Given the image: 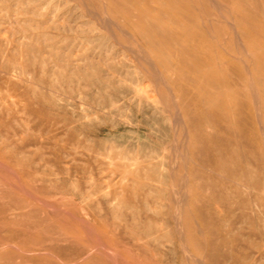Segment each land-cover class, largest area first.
<instances>
[{"label": "rangeland", "instance_id": "obj_1", "mask_svg": "<svg viewBox=\"0 0 264 264\" xmlns=\"http://www.w3.org/2000/svg\"><path fill=\"white\" fill-rule=\"evenodd\" d=\"M0 264H264V0H0Z\"/></svg>", "mask_w": 264, "mask_h": 264}, {"label": "bare ground", "instance_id": "obj_2", "mask_svg": "<svg viewBox=\"0 0 264 264\" xmlns=\"http://www.w3.org/2000/svg\"><path fill=\"white\" fill-rule=\"evenodd\" d=\"M132 1V0H131ZM131 3V2H130ZM128 4V3H127ZM130 6H133V5H130ZM151 12V11H150ZM157 17L159 18V16L157 15ZM155 19V18H154ZM130 20V19H129ZM156 20V19H155ZM159 20V19H158ZM151 24V23H150ZM160 24V23H159ZM146 25V24H145ZM161 25V24H160ZM146 27V26H145ZM159 27V26H158ZM162 27V26H161ZM147 28V27H146ZM152 28H153V25H152ZM154 29V28H153ZM163 29V28H162ZM155 30V29H154ZM146 31H148V30H146ZM159 31V30H158ZM164 32V31H163ZM164 33H166V32H164ZM161 34V33H160ZM175 35H177V34H175ZM178 37H179V35H178ZM145 39H147V38H145ZM148 41H150V40H148ZM147 42V41H146ZM149 43V42H148ZM151 43V42H150ZM147 44V43H146ZM149 45V44H148ZM230 110V109H229ZM231 112V111H230Z\"/></svg>", "mask_w": 264, "mask_h": 264}]
</instances>
